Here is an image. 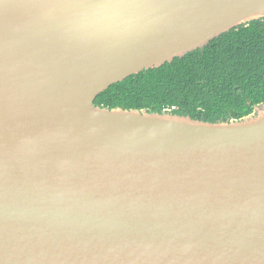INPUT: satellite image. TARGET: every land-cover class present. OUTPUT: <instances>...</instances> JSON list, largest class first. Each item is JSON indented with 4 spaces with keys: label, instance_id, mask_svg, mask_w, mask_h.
<instances>
[{
    "label": "water",
    "instance_id": "95a60500",
    "mask_svg": "<svg viewBox=\"0 0 264 264\" xmlns=\"http://www.w3.org/2000/svg\"><path fill=\"white\" fill-rule=\"evenodd\" d=\"M262 19L264 0H0V264H264V104H95Z\"/></svg>",
    "mask_w": 264,
    "mask_h": 264
},
{
    "label": "trees",
    "instance_id": "16d2710c",
    "mask_svg": "<svg viewBox=\"0 0 264 264\" xmlns=\"http://www.w3.org/2000/svg\"><path fill=\"white\" fill-rule=\"evenodd\" d=\"M95 104L211 123L254 114L264 104V19L234 28L172 63L112 85Z\"/></svg>",
    "mask_w": 264,
    "mask_h": 264
}]
</instances>
